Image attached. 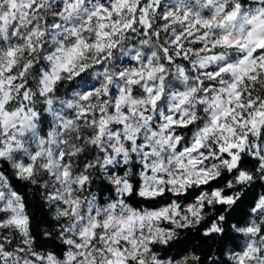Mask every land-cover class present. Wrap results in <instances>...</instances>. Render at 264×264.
<instances>
[{
    "label": "snow or ice",
    "instance_id": "snow-or-ice-1",
    "mask_svg": "<svg viewBox=\"0 0 264 264\" xmlns=\"http://www.w3.org/2000/svg\"><path fill=\"white\" fill-rule=\"evenodd\" d=\"M0 264H264V0H0Z\"/></svg>",
    "mask_w": 264,
    "mask_h": 264
}]
</instances>
